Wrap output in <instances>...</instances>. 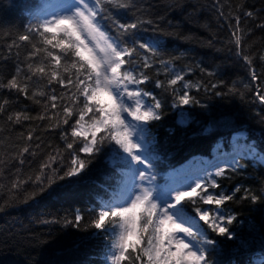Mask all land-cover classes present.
<instances>
[{"label":"trees","instance_id":"obj_1","mask_svg":"<svg viewBox=\"0 0 264 264\" xmlns=\"http://www.w3.org/2000/svg\"><path fill=\"white\" fill-rule=\"evenodd\" d=\"M50 1L0 0V80L10 79L16 65L26 61L30 46L13 48L11 53L8 47L27 31L30 22L43 17ZM137 3L144 12L142 18L154 21L137 31V41L163 42L155 58L157 62L146 70L150 80L139 86L161 102V118L150 121L147 126L150 138H155L152 155L159 157L153 161L159 181L193 158L213 160L225 154H239L234 152L233 145V136L238 133H246L240 143L255 144L264 153V105L255 96L258 86L264 92V59L260 58L264 56V28L258 27L264 24V0H137ZM109 9L122 22L133 18L132 10L111 6ZM245 11L253 12L254 17L245 16ZM236 16H240L243 30L241 50L252 57V66L260 77L257 81L251 79L246 63L236 55L237 48L230 42L234 39ZM103 23L112 35L116 34L110 20ZM161 59L171 61L173 71L185 72V80L200 85L199 90H190V95L200 104L174 107L172 91L155 86L157 80L171 78V73L166 76L164 66L159 64ZM42 87H30L29 95ZM51 87L56 88L57 94L62 92L58 85ZM176 87L183 91L180 84ZM0 98L10 101L5 114L0 116V160L4 161L0 164V208L3 209L0 211V264H107L105 256L111 238L97 233L91 222L96 218L100 201L114 196L120 179L108 163L109 149L113 146L102 149L82 173L83 179H57L45 192L31 198L30 194L39 188L33 181L49 154L57 150L62 154L63 159L53 165L58 174L62 175L69 166L71 154L65 150L61 135L70 131L77 117L74 115L68 125L55 130L48 129L47 119L12 124L7 121L10 112L25 109L35 117L43 111L46 97H38L41 104H36L23 95L0 90ZM181 113L188 115V123H179ZM30 130H34L32 147L36 144L40 147L35 149V156L25 154V163L20 165L14 157L26 143L22 136ZM240 163L245 167L229 172V178L218 181L225 194L241 187L234 200L226 202L221 209L224 214L236 216L229 226L234 239L211 232L206 224L203 227L220 249L214 255L210 253L213 264H264V193L261 192L264 165L246 156ZM49 175L50 169L45 178ZM17 178L27 182L13 189L12 183ZM246 188L260 196V200L253 203L242 199ZM221 189L215 191L218 193ZM197 206L214 208L191 204L188 211L196 215ZM77 213L83 217L79 227L65 225ZM237 238L244 239L247 247L239 248Z\"/></svg>","mask_w":264,"mask_h":264},{"label":"snow or ice","instance_id":"obj_2","mask_svg":"<svg viewBox=\"0 0 264 264\" xmlns=\"http://www.w3.org/2000/svg\"><path fill=\"white\" fill-rule=\"evenodd\" d=\"M109 6L132 10L133 18L122 22L111 14ZM244 15L254 17L251 11H245ZM142 17L144 12L137 0H61L59 11L36 17L29 23L27 31L18 35L8 47L9 53L22 45L30 46L31 50L26 61L16 65L10 79L0 80V90L23 95L36 104H41L38 97H46V102L42 104L43 111L35 117L22 109L10 112L7 121L22 124L47 119L48 129L55 130L68 125L74 115L77 117L70 125V131L61 135L65 150L71 154L69 166L62 175L58 174L53 165L63 159L62 154L58 150L49 154L33 181L39 188L30 194L31 198L45 192L57 179H83L82 173L102 149L113 146L109 149L108 163L119 174L118 191L108 201H100L96 218L91 222L97 233L111 238L105 257L109 264H213L210 253L214 255L220 251L217 241L190 223L184 204L213 205L211 210L195 208L199 220L211 232L233 240L235 234L230 232L229 226L236 216L224 214L221 209L226 202L234 200L241 187L225 194L218 181L229 178V172L245 167L240 163L245 156L264 164V153L259 152L255 144H246L244 155H232L227 160V167L216 165L214 171L204 169L182 187L160 189L155 183L157 173L153 164L159 157L152 155L155 138H150L147 125L161 118V102L139 86L150 80L146 70L157 62L155 58L159 56L163 42L137 41V31L145 24L154 23L152 19ZM109 20L115 35L103 23ZM258 27L264 28V24ZM242 32L240 16H236L234 39L230 42L237 48L236 55L246 63L251 79L257 81L260 77L252 66V57L241 50ZM260 58L264 59V56ZM159 64L164 66L166 76L171 73V78L157 80L155 86L172 91L174 107L200 104L190 95L191 89L199 90L198 83L185 80V72L173 71L171 61L161 59ZM178 84L182 92L177 89ZM34 85L43 87L29 95V89ZM52 85H58L62 92L57 94ZM255 96L264 105V92L259 86ZM149 97L151 102L146 104L145 99ZM9 104L8 99L0 98V116L5 114ZM181 117L179 123H188L186 113H181ZM33 132L30 130L22 136L26 143L14 157L20 165L25 163V154L35 156V149L40 147L36 144L33 148L30 143ZM238 136L246 138V133H238ZM2 163L4 161L0 160ZM49 169L51 175L45 178ZM26 182L17 178L12 188L18 189ZM216 189L221 191L217 193ZM261 192L264 193V188ZM242 199L256 203L260 196L246 188ZM82 219L77 213L74 220H66L65 225L79 227ZM237 239L239 248L247 247L244 239Z\"/></svg>","mask_w":264,"mask_h":264},{"label":"rangeland","instance_id":"obj_3","mask_svg":"<svg viewBox=\"0 0 264 264\" xmlns=\"http://www.w3.org/2000/svg\"><path fill=\"white\" fill-rule=\"evenodd\" d=\"M61 0H51L45 7V10L43 12V16H47L52 12L59 11ZM134 87V86H133ZM145 103H150V97L145 99ZM148 126V125H147ZM245 138L238 136V134L234 135L233 137V145H234V152H237L239 154H244V143H240V140H244ZM234 155L231 154H225L221 157H215L213 160H208L207 158H193L190 161H188L183 166L177 168L176 170L172 171L171 173L167 174L164 177H160L161 181H159L158 176H156L155 183L160 187V189L167 191L168 187H182L187 183L191 182V178H194L195 176L202 174L204 169L208 170H215L216 165L219 166H228L227 160L231 159V156ZM109 159V157H108ZM264 165V164H263ZM118 189L115 190L114 195ZM211 206V205H208ZM189 207H191L190 203L184 204L185 211L190 218V223L195 225V227L201 228L203 231H205L204 222L200 221L198 218V215H194L190 213ZM207 209V208H202ZM210 209V207L208 208ZM194 227V230H195ZM106 257V256H105ZM106 263L109 264V261L105 259Z\"/></svg>","mask_w":264,"mask_h":264}]
</instances>
